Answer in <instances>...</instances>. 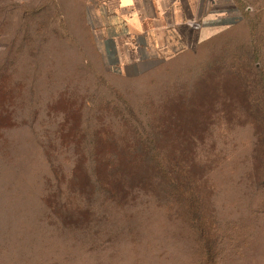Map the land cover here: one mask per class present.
<instances>
[{"label": "rangeland", "instance_id": "obj_1", "mask_svg": "<svg viewBox=\"0 0 264 264\" xmlns=\"http://www.w3.org/2000/svg\"><path fill=\"white\" fill-rule=\"evenodd\" d=\"M97 0H0V264H264V0L111 69Z\"/></svg>", "mask_w": 264, "mask_h": 264}, {"label": "crops", "instance_id": "obj_2", "mask_svg": "<svg viewBox=\"0 0 264 264\" xmlns=\"http://www.w3.org/2000/svg\"><path fill=\"white\" fill-rule=\"evenodd\" d=\"M230 0H97L92 26L111 69L145 68L231 19Z\"/></svg>", "mask_w": 264, "mask_h": 264}]
</instances>
